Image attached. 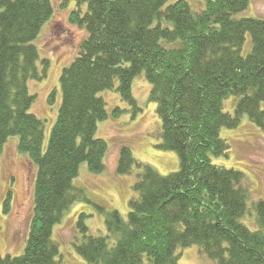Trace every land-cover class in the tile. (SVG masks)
<instances>
[{
    "label": "trees",
    "instance_id": "obj_1",
    "mask_svg": "<svg viewBox=\"0 0 264 264\" xmlns=\"http://www.w3.org/2000/svg\"><path fill=\"white\" fill-rule=\"evenodd\" d=\"M76 3L68 19L85 37L60 74L61 102L44 148V123L30 112L27 83L45 77L48 59L33 41L52 4L0 0V155L8 137L18 135V149L36 165L23 252L0 254V264H59L52 230L82 198L73 184L80 165L94 173L105 167L107 144L95 133L108 112L98 94L116 90L137 111L131 87L140 73L151 84L161 125L156 147L175 152L179 168L162 175L122 146L117 173L139 169L129 210L125 217L104 210V236L89 234L81 214L76 252L87 264H179L178 250L195 245L215 264H264V198L253 202L251 229L241 221L249 194L243 173L211 160L229 150L221 128L237 127L243 115L264 130V19L234 17L249 0H206L200 11L186 0ZM247 35L251 46L243 55ZM228 97L237 98L233 113L223 110Z\"/></svg>",
    "mask_w": 264,
    "mask_h": 264
},
{
    "label": "rangeland",
    "instance_id": "obj_2",
    "mask_svg": "<svg viewBox=\"0 0 264 264\" xmlns=\"http://www.w3.org/2000/svg\"><path fill=\"white\" fill-rule=\"evenodd\" d=\"M52 17L44 23L33 43L40 58L48 59L45 77L42 80H28L29 92L34 95L30 112L44 123L43 147L48 144L51 128L56 120L61 102L59 77L77 53L85 31L69 22L70 12L77 7L76 0H50ZM175 0H170L173 2ZM190 8L200 11L206 0H186ZM82 11L85 5L81 7ZM264 19V0H249L247 8L234 15ZM251 46L249 35L243 46V55ZM117 84V81H116ZM151 84L143 73L132 82V95L138 110L123 100L116 90H104L98 95L105 101L108 116L100 121L95 133L107 144L104 170L91 172L86 163H82L73 184L82 189V198L72 206L54 225L52 239L57 244L59 264H87L76 252L73 243L80 234L77 222L81 214L89 234L106 235L104 210H117L126 216L129 200L135 196L133 183L139 169L132 168L128 174H119L116 163L122 146L130 148L134 158L151 165L160 174L166 175L179 168V159L175 152L159 150L160 121L156 114V104L149 100ZM54 92L53 100L49 95ZM236 97L223 101V110L233 113ZM264 109V101L261 102ZM119 112L115 115L114 110ZM220 137L226 139L229 150L225 155L212 156L213 163L233 168L243 173V184L248 189V210L241 221L249 228L256 226L253 202L264 198V130L243 115L235 128H221ZM18 135L8 137L0 155V254L20 255L23 252L29 230V221L33 209V190L36 165L26 152L18 149ZM11 192L4 211L7 192ZM179 264H215L198 247L192 245L178 250Z\"/></svg>",
    "mask_w": 264,
    "mask_h": 264
}]
</instances>
